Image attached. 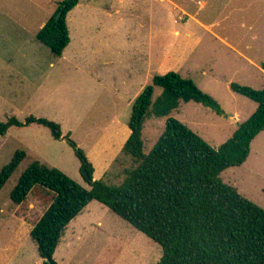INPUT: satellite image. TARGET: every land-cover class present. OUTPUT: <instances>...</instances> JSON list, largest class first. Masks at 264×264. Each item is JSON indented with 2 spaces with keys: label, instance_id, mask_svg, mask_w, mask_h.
Here are the masks:
<instances>
[{
  "label": "rangeland",
  "instance_id": "rangeland-1",
  "mask_svg": "<svg viewBox=\"0 0 264 264\" xmlns=\"http://www.w3.org/2000/svg\"><path fill=\"white\" fill-rule=\"evenodd\" d=\"M60 1L0 0V120L45 117L63 133L56 139L35 122L12 125L0 137V170L17 150L26 151L0 190V264H47L29 225L11 215L17 208L11 190L30 163L58 167L89 188L73 139L94 164L95 179L123 182L125 170L136 166L122 152L132 107L154 75L175 71L192 79L224 113L196 101H181L167 116L152 113L143 129L145 153L168 117L218 148L257 108L230 84L264 87V0H80L67 15L71 42L56 56L37 32ZM162 91L156 86L153 100ZM251 148L242 165L220 177L264 208V130ZM30 204L32 216L45 211ZM69 225L54 254L59 264H156L163 254L158 242L97 200Z\"/></svg>",
  "mask_w": 264,
  "mask_h": 264
},
{
  "label": "trees",
  "instance_id": "trees-1",
  "mask_svg": "<svg viewBox=\"0 0 264 264\" xmlns=\"http://www.w3.org/2000/svg\"><path fill=\"white\" fill-rule=\"evenodd\" d=\"M79 1H60L37 32V38L56 56H62L71 42L67 15ZM59 11L62 14L56 19ZM156 86L163 91L153 100ZM230 87L256 101L257 108L218 148L179 119L168 117L158 140L145 153L143 129L152 113L167 116L181 101H196L224 113L220 103L192 79L169 71L154 75L152 84L134 101L131 132L122 152L131 155L136 166L125 170L120 185L95 179L94 164L73 139L69 143L81 161V174L89 188L58 167L39 160L30 163L10 197L24 209L30 196L45 206L30 232L45 262L59 264L54 254L68 224L97 200L162 246L163 254L156 264H264V208L220 177L227 168L248 159L252 141L264 130V87L256 89L236 82ZM35 122L50 128L54 138H62L58 122L33 115L25 121L15 116L6 122L0 120V137L12 125ZM25 156L26 151L17 150L0 170V190Z\"/></svg>",
  "mask_w": 264,
  "mask_h": 264
},
{
  "label": "crops",
  "instance_id": "crops-1",
  "mask_svg": "<svg viewBox=\"0 0 264 264\" xmlns=\"http://www.w3.org/2000/svg\"><path fill=\"white\" fill-rule=\"evenodd\" d=\"M79 4V3H78ZM73 10V9H72ZM108 49H109V55L111 56V48H110V46H108ZM115 53H114V55H115V57H116V51H114ZM121 54V52H119L118 51V57L120 58V55ZM63 55V54H62ZM204 73H205V71H204ZM233 115H236L237 116V113H233V114H231V116H233ZM238 121V120H237ZM238 127V126H237ZM130 129V128H129ZM130 132H131V130H130ZM130 135V134H129ZM128 138V137H127ZM127 140V139H126ZM125 140V141H126ZM125 143V142H124ZM252 144V143H251ZM124 145V144H123ZM251 150H252V148H251ZM250 154H251V152H250ZM114 157V156H113ZM109 163H110V161H109ZM111 164V163H110ZM95 171H96V169H95ZM95 173V172H94ZM31 197V196H30ZM29 197V205L27 206V208H25L24 209V207L23 206H21L20 204H17V208L15 209V210H13L12 212H11V215L13 216H17V217H19L22 221H23V223H27L28 225H29V228L30 229H32V227L34 226V223H35V221H37V218H39V216L37 217V216H32L31 214H29V212L30 211H34V209H35V205H31L30 204V202H32L33 201V203L34 204H36V203H38V204H40L38 201H36L35 199H33L32 197L30 198ZM16 204V203H15ZM25 214H28V215H25ZM43 214V213H42ZM33 217V218H32ZM31 223V224H30ZM68 227H70V225L68 226ZM68 227L66 228V232H67V230H68ZM30 232H31V230H30ZM30 235H31V233H30ZM64 236V235H63ZM59 246V245H58ZM58 248V247H57ZM57 250V249H56Z\"/></svg>",
  "mask_w": 264,
  "mask_h": 264
},
{
  "label": "water",
  "instance_id": "water-1",
  "mask_svg": "<svg viewBox=\"0 0 264 264\" xmlns=\"http://www.w3.org/2000/svg\"><path fill=\"white\" fill-rule=\"evenodd\" d=\"M61 14H62V12L59 11V12L56 14V19L60 18ZM69 140H70V139H69ZM83 172H85L86 175L88 174L85 170H83Z\"/></svg>",
  "mask_w": 264,
  "mask_h": 264
}]
</instances>
